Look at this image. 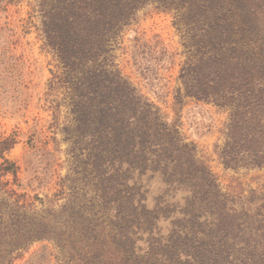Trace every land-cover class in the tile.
Wrapping results in <instances>:
<instances>
[{
  "label": "trees",
  "instance_id": "16d2710c",
  "mask_svg": "<svg viewBox=\"0 0 264 264\" xmlns=\"http://www.w3.org/2000/svg\"><path fill=\"white\" fill-rule=\"evenodd\" d=\"M35 4L41 49L55 61L48 87L68 99L74 166L53 221L37 220L25 238L64 247L67 264H264V194L234 204L114 55L141 8L171 11L186 47L175 103L191 97L227 111L221 163L264 167V0ZM153 176L162 187L150 205L143 180Z\"/></svg>",
  "mask_w": 264,
  "mask_h": 264
},
{
  "label": "rangeland",
  "instance_id": "374dc122",
  "mask_svg": "<svg viewBox=\"0 0 264 264\" xmlns=\"http://www.w3.org/2000/svg\"><path fill=\"white\" fill-rule=\"evenodd\" d=\"M35 1L0 0V167L5 160L11 167L0 168V264H67L64 247L25 238L37 220L53 221L66 201L56 195L62 178L74 166L72 140L64 127L70 117L68 99L63 90L48 87L55 61L41 49ZM174 22L171 11L141 8L115 45L116 62L140 94L177 123L233 203L253 198L250 204L255 205L264 194V167L226 168L217 154L228 112L191 97H183L181 104L174 101L186 54L184 32ZM143 181L152 205L162 185L156 176Z\"/></svg>",
  "mask_w": 264,
  "mask_h": 264
}]
</instances>
